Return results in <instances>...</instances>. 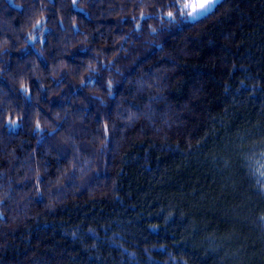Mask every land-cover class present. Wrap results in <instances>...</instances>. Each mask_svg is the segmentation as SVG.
Masks as SVG:
<instances>
[{
	"label": "trees",
	"instance_id": "obj_1",
	"mask_svg": "<svg viewBox=\"0 0 264 264\" xmlns=\"http://www.w3.org/2000/svg\"><path fill=\"white\" fill-rule=\"evenodd\" d=\"M83 2L45 0L44 7L40 0L19 6L18 0H0V41L10 42L0 52V186L35 162L28 159L33 152L53 172L69 159V150L31 131L27 121L37 109L49 117L72 109L93 125L88 139L98 134L97 120L109 113L115 118L121 98L125 108L151 119L130 127L118 122L87 184L60 196L64 203L54 210L37 203L39 197L27 207L0 205V264H264V241L247 219L252 209H264L255 195L257 181L264 182V0H221L201 25L163 32L157 41L162 48L130 49L141 65L133 79L163 75L164 100L152 101L147 92L129 95L128 86L117 90L107 109L85 100L78 87L60 97L42 93L39 105L24 100L13 80L30 71L33 61L47 74L61 59L79 70L94 58L83 46L61 56L54 45L66 32L75 41L86 28L92 47L103 44L106 54L119 48L112 45L131 18L121 24L111 15L119 11L118 4L109 7L116 0H87L80 7ZM38 11L53 25L44 34L49 51L43 56L39 37L30 41L20 31ZM72 18L80 21L74 29ZM67 82L63 73L60 81H48L53 89ZM31 84L33 93L39 90L35 77ZM149 103L151 110L145 108ZM9 105L24 113V122L10 123ZM49 148L53 156L45 157ZM81 151L96 159L90 147Z\"/></svg>",
	"mask_w": 264,
	"mask_h": 264
},
{
	"label": "clouds",
	"instance_id": "obj_2",
	"mask_svg": "<svg viewBox=\"0 0 264 264\" xmlns=\"http://www.w3.org/2000/svg\"><path fill=\"white\" fill-rule=\"evenodd\" d=\"M24 0H18V6ZM221 0H116L115 3L109 4L110 8H115L117 4L120 6L119 11L113 13L117 20L124 23L125 19L130 17L131 20L127 26L125 34L117 36L112 45L119 48L111 54H106L103 50L104 45L92 47V33L88 29H84L77 40L70 39V32H66L60 38L59 45L62 48L60 55L70 53L71 50L81 48L82 50L92 49L94 58L86 61L81 69L77 70L72 65L66 63L63 59L59 64L54 66L52 71L45 74L40 70L39 64L33 61V67L30 71L22 72L18 78L13 80L16 90L22 93L24 100L30 97L37 105L40 104L41 94L47 92L49 97H60L70 87H78L83 90L85 100H95L99 102L102 108L107 109L109 101H115V95L118 89L128 86L132 92H147L151 96L152 101H156L157 97L164 100V91L166 85L163 83V75L158 77L147 78L140 76L139 79H133L139 75L138 69L140 64H136L135 58L132 57V51L137 50L141 46H151L155 44L158 48H162L157 43L161 34L171 29L195 28L207 20L214 12ZM42 6L47 7L45 0H40ZM78 0H71L72 5H76ZM80 7H87V0L80 3ZM194 6V7H193ZM47 13L38 11L20 31L27 34V39L36 41L39 37L37 47L43 56L49 49L43 47L44 34L46 30H51L52 24L45 22ZM63 15L60 21L63 22ZM80 25V21L72 18V28ZM19 39V34L16 35ZM67 41V42H65ZM127 45V47H125ZM10 47V42L0 41V52ZM21 47H27L26 43H21ZM149 72L152 71L150 68ZM62 73L68 77V82L56 89L48 83L49 78L60 81ZM35 77L39 82V90L33 93L31 79ZM84 100H77V104H84ZM4 101L0 99V104ZM127 103L126 98H121L115 118L108 114V119L101 122L96 121L99 128L96 129V135H92L91 139L87 138L89 129L93 128L89 122L81 115L73 114L72 109H66L63 112L55 111L49 117L48 113L41 115L42 109L32 112L28 118V125L35 135L47 134L50 142L56 147L69 150V159L56 171L47 166L44 160L37 159L36 153L33 152L28 157L29 160L35 159L34 163H28L16 170L15 176H9V182L6 186H0V205L5 201H10L17 208L21 205L27 207L32 203V199L39 197L37 203L45 204L46 208L53 209L55 206L64 203L59 197L66 195L69 191H78V184L83 186L87 184L92 172L96 171V164L100 157L107 152L110 137L117 132V123H123L131 126L134 121L141 118H149L147 112L137 114L130 109L124 107ZM7 115V119L12 125H16L18 121L24 122V113L16 112L15 108H11ZM146 109L151 110V103L145 105ZM123 112H128L125 116ZM168 121L164 120L166 124ZM2 127V125H0ZM123 129L122 131H126ZM83 147H90L96 154V159L85 156L81 151ZM45 157L53 156L52 148H49ZM23 171V175H21ZM260 175L264 176V172ZM51 176H55L52 179ZM25 181L30 182V187L25 185ZM14 185H23L28 187L27 191L17 192ZM259 190L255 192L258 199L264 200V182L257 181ZM250 189H255L256 185L249 184ZM15 193V195H14ZM47 198V203H45ZM27 202V203H25ZM5 214L3 207H0V217ZM249 224L252 226L256 237L260 241H264V209H252L247 217ZM126 254H129L126 252ZM135 256L133 251L130 253Z\"/></svg>",
	"mask_w": 264,
	"mask_h": 264
},
{
	"label": "snow or ice",
	"instance_id": "obj_3",
	"mask_svg": "<svg viewBox=\"0 0 264 264\" xmlns=\"http://www.w3.org/2000/svg\"><path fill=\"white\" fill-rule=\"evenodd\" d=\"M194 7V6H193Z\"/></svg>",
	"mask_w": 264,
	"mask_h": 264
}]
</instances>
